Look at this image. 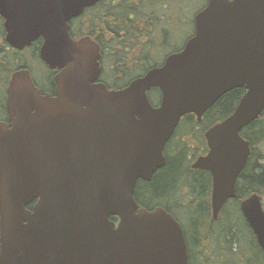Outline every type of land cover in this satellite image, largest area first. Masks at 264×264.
<instances>
[{
  "label": "water",
  "instance_id": "95a60500",
  "mask_svg": "<svg viewBox=\"0 0 264 264\" xmlns=\"http://www.w3.org/2000/svg\"><path fill=\"white\" fill-rule=\"evenodd\" d=\"M99 1L0 0L8 46L22 51L42 39L41 61L59 70L54 97L41 95L26 69L8 84L0 264H189L180 224L163 208H139L136 185L165 166L182 117L199 121L243 89L234 112L205 133L208 153L193 165L212 177L213 220L236 198L250 155L241 132L264 112V0H206L183 49L121 90L98 82L100 47L69 32V22ZM240 211L264 252L260 197L243 200Z\"/></svg>",
  "mask_w": 264,
  "mask_h": 264
},
{
  "label": "trees",
  "instance_id": "16d2710c",
  "mask_svg": "<svg viewBox=\"0 0 264 264\" xmlns=\"http://www.w3.org/2000/svg\"><path fill=\"white\" fill-rule=\"evenodd\" d=\"M194 1L101 0L86 9L80 18L71 22L70 33L76 38L89 36L100 46V81L109 89H122L134 78L159 66L161 62L156 59L160 53L161 41L158 40V35L162 31L161 24L167 19L171 27L174 26L176 21L173 18L169 20L166 15L170 11L181 12L189 2L193 4ZM162 13L164 14L161 15ZM165 33L167 35L166 30ZM40 44L38 42L24 52L11 49L5 42L3 20L0 18L1 121L6 120L5 97L11 75L18 69H29L32 72L33 67H29L27 60L30 59L34 66ZM34 83L38 89H43L37 82ZM50 83L51 80L48 79V86ZM154 93L157 94L158 91L150 93L151 99ZM243 94L244 90L236 89L223 96L199 126L204 129L212 123L226 119L234 112ZM184 122L191 130L196 127L193 120ZM241 136L251 146L252 166L249 167H252L253 175L249 177V171H245L239 176L237 199L225 205L218 220L213 221L211 216L210 195L205 193L207 180L202 175H194L189 171L188 145L182 144L180 140L176 142L172 139L171 143L166 145V165L152 176L149 183L139 182L135 189L134 198L140 207H163L174 217L181 213L186 218L189 225L182 228L189 264H264V253L258 247L239 210V202L249 195L264 196V157L258 149L264 144V113L245 128ZM194 138L199 149L202 148V135ZM173 143L176 145L172 147ZM170 151L177 154L175 158L169 157ZM188 180L192 181V187ZM185 190L188 195L184 194ZM230 205L236 207V213L229 216L226 212Z\"/></svg>",
  "mask_w": 264,
  "mask_h": 264
},
{
  "label": "rangeland",
  "instance_id": "374dc122",
  "mask_svg": "<svg viewBox=\"0 0 264 264\" xmlns=\"http://www.w3.org/2000/svg\"><path fill=\"white\" fill-rule=\"evenodd\" d=\"M205 4H206V0H195L193 4L189 2V4L183 10H181V12L170 11L168 15L165 14L167 18H169V20L173 18L176 22L172 27L171 24L168 23L167 19L163 21V24H161L162 31H160L158 35V40L161 41V46H160V53L156 61L162 62V60L166 55H169L172 53V51H177L184 46L186 41L192 36L193 18L195 14L205 6ZM163 14L164 13H162L161 15ZM165 30L167 32V35L165 33ZM27 62L29 63L30 68L33 67L32 69L33 80L37 82L40 86H42L43 89L45 90L48 89L49 88L47 84L48 74L47 71H45L44 67L39 65L38 62L36 61H34V66H32V61H30V59L27 60ZM134 73L137 74L136 71ZM151 97H152V102L154 104H157L158 95L154 93ZM206 126H208V124H206ZM189 132H190V128L188 125H184L180 128V134H187ZM175 145L176 143H173L172 147ZM258 149L260 154L263 155L262 157H264V144L258 147ZM176 155L177 154L174 153V151H172L169 157L175 158ZM140 192L142 193V188H140ZM262 203L264 207V196L262 197ZM230 206H229L230 208L226 212L227 215L229 216L236 213V207L234 205H230ZM175 219L179 222L181 226H185L186 228L188 227L189 223L187 224V220L183 216V214L177 213ZM190 231L191 229H189V232Z\"/></svg>",
  "mask_w": 264,
  "mask_h": 264
},
{
  "label": "flooded vegetation",
  "instance_id": "af4514ba",
  "mask_svg": "<svg viewBox=\"0 0 264 264\" xmlns=\"http://www.w3.org/2000/svg\"><path fill=\"white\" fill-rule=\"evenodd\" d=\"M74 38H76V37H74ZM78 39V38H77ZM41 46V45H40ZM40 46H39V48H40ZM38 51H39V49H38ZM37 55H38V52H37ZM44 65V64H43ZM44 67V69H45V71H47V74H48V79L49 80H51V83H50V86H49V88L48 89H46V90H41V92L43 93V94H49V95H51V96H54V94H55V89H56V85L54 84V77L57 75V72L56 71H53V70H50V69H48L45 65L43 66ZM228 94V93H227ZM226 95V94H225ZM224 95V96H225ZM223 97V96H222ZM159 99H160V95H159ZM221 99V98H220ZM219 99V100H220ZM218 100V101H219ZM217 103V102H216ZM213 107H215V104L206 112V113H204L203 114V116L201 117V119L198 121L197 120V118H196V116H194V115H192V114H190V115H187V116H184L181 120H180V122H179V124H178V126H177V128H176V130H175V132H174V134L172 135V137L170 138V140H169V142L168 143H171V141H172V139L173 140H175L176 142L177 141H181V143L182 144H185V145H188V153H187V155H188V158H187V166H188V169H189V171L191 172V173H193L194 175H202V177H204L206 180H207V187L205 188V193H207V194H209L210 195V199H211V195H212V177H211V175H210V173L209 172H207V171H204V170H200V169H195V168H193V165H194V163L196 162V160L198 159V158H200V157H204V156H206L207 155V153H208V147H207V143H206V140H205V138H204V135H205V133L211 128V127H213L215 124H217V123H212L210 126H208V127H204V129H203V127H199V125H202L203 124V121H204V119H206V115L210 112V110L213 108ZM190 119H192L193 121H195V126L196 127H194V129H192L191 130V128H190V132L189 133H187V134H180V133H178V130H179V128L182 126V125H184V121L185 120H189V121H192V120H190ZM197 122H199V123H197ZM196 123H197V125H196ZM219 123V122H218ZM201 128V129H200ZM199 135H202V142H203V147L202 148H200L199 149V147H198V145H197V141H196V139L194 138V137H197V136H199ZM167 143V144H168ZM250 156H251V153H250V155H249V158H248V160H247V162H246V165H245V167L243 168V170L241 171V173L238 175V177H237V179H236V181H235V192H236V197H237V191H238V189H239V185H240V178H239V176H241L242 175V173L243 172H245V171H249L248 172V175H249V177H252V167H249L250 165L252 166V163H250ZM166 163H167V160H166ZM166 163H165V165H166ZM263 165H264V163H263ZM249 167V168H248ZM161 170V169H160ZM159 170V171H160ZM151 181V180H150ZM149 181V182H150ZM149 182H145V183H149ZM188 182L190 183V185H191V187H192V181H190V180H188ZM190 185H188V186H190ZM184 194L185 195H188V191L187 190H185L184 191ZM249 196H251V195H249ZM241 202V201H240ZM239 202V203H240ZM227 205V204H226ZM155 208V207H154ZM153 209V208H152Z\"/></svg>",
  "mask_w": 264,
  "mask_h": 264
}]
</instances>
